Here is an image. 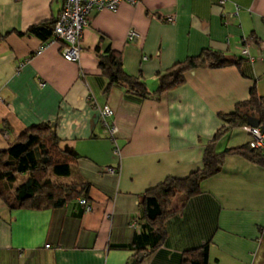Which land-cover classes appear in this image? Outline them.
Wrapping results in <instances>:
<instances>
[{"label": "crops", "instance_id": "obj_1", "mask_svg": "<svg viewBox=\"0 0 264 264\" xmlns=\"http://www.w3.org/2000/svg\"><path fill=\"white\" fill-rule=\"evenodd\" d=\"M63 3L0 0V154L29 127L51 123L61 147L77 155L69 179L60 181L88 184L92 208L79 197L57 207L12 208L7 196L18 185L1 181L0 264H132L131 244L147 221L140 204L146 190L202 167L206 144L226 124L220 115L248 99L254 83L264 96V0L223 7L217 0L124 1L115 11L92 12L79 60L66 59L60 42L20 34L56 19ZM131 30L138 33L133 41ZM108 46L152 92L159 73L205 48L242 59L188 69L182 85L141 98L124 86L105 91L109 81L98 63ZM105 105L114 110L115 138L102 122ZM250 137L244 126L234 127L217 149ZM178 196L164 220L165 242L141 264H181L186 250L208 241L210 264H264V166L229 154L200 193Z\"/></svg>", "mask_w": 264, "mask_h": 264}, {"label": "trees", "instance_id": "obj_2", "mask_svg": "<svg viewBox=\"0 0 264 264\" xmlns=\"http://www.w3.org/2000/svg\"><path fill=\"white\" fill-rule=\"evenodd\" d=\"M56 19H46L32 24L25 32L37 36L44 41L50 39ZM5 35H0V40ZM239 57H229L225 53L205 48L197 55L189 56L176 63L164 73H159V86L152 92L141 76L131 75L126 71L123 58L119 52L108 46L99 56V67L108 78L105 91L113 85L124 86L141 98L160 96L163 92L180 86L185 82L188 69L208 66L220 68L228 65H240ZM248 116H254L264 126V96L260 95L256 83L250 90L248 99L236 104L235 110L221 114L225 125L219 128L213 138L206 144L202 167L184 177L168 176L162 182L146 190L141 199L143 217L146 224L136 236L132 247L137 252L132 264H141L147 254L160 247L166 239L165 218L173 213L174 200L178 195L186 199L201 192V182L217 173L224 165L229 154H239L264 166V154L260 149L253 148L250 140L240 146L228 147L218 151L219 139L234 127L248 125ZM58 137L49 122L29 127L13 142L8 149L0 154V182H16L18 175L26 174L27 179L14 190L13 196H7L12 208L29 207L42 209L64 205L67 201L80 196H88V184L78 188L75 183L57 180L72 173L73 160L77 159L72 148H62ZM5 198V197H4ZM90 201V200H89ZM210 243L186 250L181 264H210Z\"/></svg>", "mask_w": 264, "mask_h": 264}, {"label": "built area", "instance_id": "obj_3", "mask_svg": "<svg viewBox=\"0 0 264 264\" xmlns=\"http://www.w3.org/2000/svg\"><path fill=\"white\" fill-rule=\"evenodd\" d=\"M129 1L136 3L137 0H64L63 7L59 12L56 22L54 24L53 33L50 37L51 42L61 43V53L68 60H79L81 53V38L84 34L85 28L90 24L91 14L94 11L101 10H117L122 2ZM228 0H217V4L223 7ZM239 10V7L237 8ZM238 11L236 12V14ZM170 22H175L176 17L170 15L168 17ZM138 36L135 30H131L128 34V40L133 41ZM242 54L248 56L250 60H254L250 56L248 48L242 49ZM93 99V97H90ZM101 118L104 125L110 132V136L115 138L119 131L116 121L110 120L114 115V110L110 105H105L100 108ZM250 133V145L253 148L260 149L264 154V131L261 127H254L250 125L244 126ZM116 147V151H118ZM110 173L115 172L114 168H108ZM78 201L84 205L86 210L92 208L91 202L86 197H79ZM264 233V227L262 228ZM48 247L50 245H47Z\"/></svg>", "mask_w": 264, "mask_h": 264}, {"label": "water", "instance_id": "obj_4", "mask_svg": "<svg viewBox=\"0 0 264 264\" xmlns=\"http://www.w3.org/2000/svg\"><path fill=\"white\" fill-rule=\"evenodd\" d=\"M247 123H248V125L254 126V127H259L260 126L261 129L264 131V126H261L260 125V121L254 116H248Z\"/></svg>", "mask_w": 264, "mask_h": 264}, {"label": "rangeland", "instance_id": "obj_5", "mask_svg": "<svg viewBox=\"0 0 264 264\" xmlns=\"http://www.w3.org/2000/svg\"><path fill=\"white\" fill-rule=\"evenodd\" d=\"M26 179H27V175H26V174L18 175V178H17V180H16V182H15V186H16V185H19L20 183H22V182L25 181ZM61 179H63V180H68L69 177H61ZM57 180H60V178L58 179V177H57ZM180 196H183V195L180 194L178 197H180Z\"/></svg>", "mask_w": 264, "mask_h": 264}]
</instances>
